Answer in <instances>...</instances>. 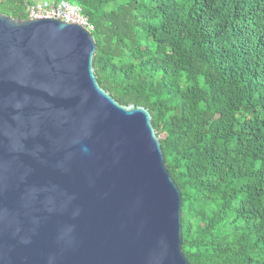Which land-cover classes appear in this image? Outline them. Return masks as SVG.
I'll use <instances>...</instances> for the list:
<instances>
[{
    "label": "water",
    "instance_id": "1",
    "mask_svg": "<svg viewBox=\"0 0 264 264\" xmlns=\"http://www.w3.org/2000/svg\"><path fill=\"white\" fill-rule=\"evenodd\" d=\"M95 53L85 27L0 12V264H190L151 114Z\"/></svg>",
    "mask_w": 264,
    "mask_h": 264
},
{
    "label": "trees",
    "instance_id": "2",
    "mask_svg": "<svg viewBox=\"0 0 264 264\" xmlns=\"http://www.w3.org/2000/svg\"><path fill=\"white\" fill-rule=\"evenodd\" d=\"M65 1L94 26L99 85L151 114L188 262L264 264V0Z\"/></svg>",
    "mask_w": 264,
    "mask_h": 264
},
{
    "label": "built area",
    "instance_id": "3",
    "mask_svg": "<svg viewBox=\"0 0 264 264\" xmlns=\"http://www.w3.org/2000/svg\"><path fill=\"white\" fill-rule=\"evenodd\" d=\"M25 19H57L65 23H72L92 32L94 26L82 14L80 6L65 0H32L26 6Z\"/></svg>",
    "mask_w": 264,
    "mask_h": 264
}]
</instances>
